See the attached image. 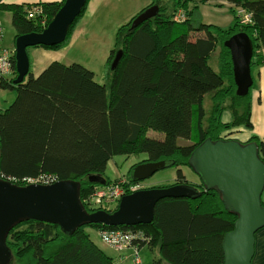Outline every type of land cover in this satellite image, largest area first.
Masks as SVG:
<instances>
[{
	"label": "trees",
	"instance_id": "1",
	"mask_svg": "<svg viewBox=\"0 0 264 264\" xmlns=\"http://www.w3.org/2000/svg\"><path fill=\"white\" fill-rule=\"evenodd\" d=\"M191 1L154 0L161 8L155 17L133 30V20L121 25L106 60L109 70L104 83L82 64L60 61L51 62L38 76L30 68L24 80L15 83L14 48L12 74L0 77V90L16 94L9 107L0 108V176L18 185L43 178L75 179L81 183L82 204L93 212L105 207L85 201L88 193L102 185L89 176L109 183L113 179L106 175V168L111 158L145 155L141 163L164 160L168 166H177L174 184L203 191L197 197L162 199L148 224L90 223L68 235L58 224L20 221L7 236L14 264H116L115 258L91 238L88 227L99 234L112 229L136 234L141 228L143 239L135 244L157 251L153 264H224L223 238L234 228L237 215L226 207L218 189L204 191L205 184L189 181L180 166L193 168V152L206 139H237V128L254 127L253 85L247 95L237 94L231 52L225 41L236 33H247L254 46L251 67L264 62L259 53L264 48V0H227L234 20L226 28L205 23L198 5L189 6ZM64 2L1 3L0 9L11 13L16 41L20 35L43 31ZM88 3L64 42L32 47L67 46ZM36 7L38 11H34ZM239 7L247 12L246 18L238 13ZM181 8L189 19L173 20ZM120 50L122 58L112 70ZM216 51L218 70L211 63ZM209 95L212 105L208 114L204 101ZM249 141L258 143L264 161V140L252 135L244 140ZM127 178L135 182L130 173Z\"/></svg>",
	"mask_w": 264,
	"mask_h": 264
},
{
	"label": "water",
	"instance_id": "2",
	"mask_svg": "<svg viewBox=\"0 0 264 264\" xmlns=\"http://www.w3.org/2000/svg\"><path fill=\"white\" fill-rule=\"evenodd\" d=\"M87 0H65L53 20L41 32L20 35L15 41L17 78L21 82L30 70L28 48L53 46L65 41L69 28L82 12ZM160 11L152 5L138 14L131 30ZM230 49L236 92L248 94L253 85L251 60L254 46L245 32L225 41ZM118 51L111 64L115 70L122 58ZM194 171L209 189H218L230 212L237 215L234 228L224 235L222 249L224 264H252L256 232L264 227V161L256 141L243 143L237 139H206L192 155ZM168 162H143L130 171L132 180L139 182L168 166ZM172 164V163H170ZM105 184L99 176H89ZM81 183L75 179L57 180L49 184L18 185L0 176V264H14L15 258L7 244L12 227L20 221L37 220L58 224L68 235L86 224L134 226L154 220L155 208L165 198H190L202 195L197 187L173 184L168 187L136 190L124 195L114 211L99 209L88 212L80 199Z\"/></svg>",
	"mask_w": 264,
	"mask_h": 264
},
{
	"label": "rangeland",
	"instance_id": "3",
	"mask_svg": "<svg viewBox=\"0 0 264 264\" xmlns=\"http://www.w3.org/2000/svg\"><path fill=\"white\" fill-rule=\"evenodd\" d=\"M146 1L149 2V4L146 3L148 4L147 7L155 5L154 0H109V5L102 6L105 7L104 13L100 15L99 19L96 20L88 19L87 21H85L87 17L91 16V14L85 12V18H82L79 25L76 26L75 28L76 32H74L73 35L71 36L72 38L70 43L67 46L61 48V51L63 53V58L61 59L60 62H63L65 64H71L74 62L80 63L83 66L91 69L95 73V79L98 82L104 83L108 76V70H109V67L106 64V60L110 54L111 49L114 46L118 28L121 25L127 23L128 21L133 20L134 19L133 17L137 16L142 12V10L147 8L145 7L144 9H141L143 3H145ZM224 1L225 0H207V1L192 0L189 6L191 7L193 4L198 5V13L202 17L205 23L216 24L221 26L222 28H226L230 26V24L233 22L234 13L230 9L232 8V5L230 3L226 4ZM92 5L93 2H91V4L89 5V9L91 8ZM181 10L184 11L183 12L184 16H182L183 19L179 22L187 21L189 19L188 18L189 16L187 15L186 10L184 8H181ZM243 11H245L243 8L240 7L238 8V13L242 14V16L245 15L246 18L245 13L247 12H243ZM0 21L2 22L3 30H4V37L1 40V45L12 52L13 50H11L10 48L13 49L15 48L14 38L16 35V30L12 26V23L8 21V19H5L3 24V21L0 16ZM89 21H91V23L88 24ZM196 23L198 24L199 22H197L196 20ZM81 30L82 32L78 33ZM32 49L33 47L28 48V54H30L29 55L30 63L31 60L33 59L31 51L34 50ZM217 55L218 52L216 51L211 61L212 66L215 70H218L219 68ZM30 67L31 70H34L32 66ZM15 97L16 94L14 91L0 90V106H1L0 108L5 109L9 107L11 103L14 101ZM211 105H212L211 96L209 95L206 97L204 101V107L208 114ZM226 116L227 114L225 115V118ZM149 134L153 135L155 134V131H149ZM234 136L237 139L241 140L243 143H246L244 142L243 139H241V137L244 136L238 133L237 134L235 133ZM145 157H146L145 155H141L139 157L137 156L126 157L125 155H115L113 158L109 160L107 164L106 175L109 178L113 179V181H115L119 179L117 178L119 175L124 174L125 176L123 175L122 177L123 178L126 177L125 179L127 180V182H129L127 177H128V173H130L131 171V168L136 166L135 164L141 163L140 160ZM180 168L182 169L183 173L185 174L186 178L189 181L194 183H201L200 176L194 171V169L191 166L182 165L180 166ZM129 169L130 171H128ZM177 176H178V167L167 166L163 169L156 171L151 177L143 181H139V182L135 181L134 183L132 182L129 183L130 185L137 184L138 185L137 190L168 187L176 182ZM51 180H54V178L39 179L37 181L28 180V181H23L20 184L26 183L27 185L29 183H34V182L41 184H49ZM111 182L106 183V185L110 184ZM99 184L104 185L101 182H99ZM100 186H97L96 188ZM95 189L93 191H95ZM89 195L90 194L88 193L85 198H87ZM120 200L118 201V203L120 202ZM88 204L92 205L91 201H89ZM114 206H116V204L112 205V207ZM113 209L115 210L116 208ZM113 209L110 211H114ZM87 230L90 233L91 238L96 243L102 246L108 253L110 252L112 253L111 247L102 241V238L100 237L99 231L97 229H95L94 227H88ZM137 230L143 231L141 228H138ZM139 252L141 254L143 264H153V260L158 257L157 251L151 250L148 247H142L141 249H139ZM16 263L18 264V261H16Z\"/></svg>",
	"mask_w": 264,
	"mask_h": 264
},
{
	"label": "crops",
	"instance_id": "4",
	"mask_svg": "<svg viewBox=\"0 0 264 264\" xmlns=\"http://www.w3.org/2000/svg\"><path fill=\"white\" fill-rule=\"evenodd\" d=\"M53 1H61V0H0V4L1 3L33 4V3H39V2H53ZM91 2H93V5L89 9V5L91 4ZM224 2L226 4H229V2L227 0H225ZM146 3L149 4V2L146 1L145 3H143L141 9H144L145 7H147L148 4H146ZM103 5H109V0H89L88 7H87L85 12H88V14H91V16L87 17V19L85 21H87L88 19L89 20L99 19L100 15H102L104 13L105 7H102ZM0 16H1V19L3 21V24H4L5 19H8V21L11 22V13L10 12L2 11L0 9ZM82 18H85V13H84ZM80 21H79V23H80ZM79 23H78V25H79ZM89 23H91V21H89L88 24ZM74 32H76V29L74 30ZM81 32H82V30L79 31L78 33H81ZM3 37H4V30H3ZM10 49L14 50L13 48H10ZM32 50H34V51H31L33 59L31 60L30 66H32V68H34V70H32V73L34 75H37V76L51 62L57 61V60L61 61V59L63 58V53H62L61 49H46V48H40V47H33ZM259 53L264 56V48L260 49ZM251 69H252V75H253V87L251 89V93H252L251 119H252L254 127L253 128L240 127V128H237V131H238V134L244 136V137H241V139H243V140H247L252 135H256L261 140H264V62L261 64L253 65L251 67ZM123 175L124 174L119 175L117 178H121ZM263 200H264V191L262 194V201ZM263 204H264V201H263ZM107 245H109V244H107ZM100 247H102V246H100ZM110 247H111L112 253L111 252L108 253L103 247L102 248L109 255H111L112 257L115 258L116 264H133V261H132L133 249L131 247L126 248V249H122V250L115 249L112 246H110ZM142 264H143V260H142ZM252 264H264V227L256 232L255 253H254V256L252 259Z\"/></svg>",
	"mask_w": 264,
	"mask_h": 264
},
{
	"label": "built area",
	"instance_id": "5",
	"mask_svg": "<svg viewBox=\"0 0 264 264\" xmlns=\"http://www.w3.org/2000/svg\"><path fill=\"white\" fill-rule=\"evenodd\" d=\"M38 10V7L34 8V11ZM183 12L184 11L181 9L177 10L173 15V20L178 22L181 21L183 19L182 16H184ZM2 38L3 25L0 21V77H7L12 73L11 57L13 52L1 45ZM125 178H119L110 184H104L96 188L90 196L85 198V201L87 199V202L91 201V203H94L95 205L103 206L106 210H112L113 208H116L118 201L124 195L130 193L128 191H131L132 193V191L134 192L137 190L138 185H130V181L128 180L129 182H127ZM37 180L39 179H36L35 181ZM55 181L57 180L54 178V180H51L50 183ZM113 204H116V206L112 207ZM100 235L105 243L109 244L115 249L122 250L131 247L133 249V264H142V257L139 252L140 248H137L135 244L136 242H139L141 239H143V233L141 231L138 230L136 234H130L129 232H123L121 230H103V232L100 231Z\"/></svg>",
	"mask_w": 264,
	"mask_h": 264
}]
</instances>
